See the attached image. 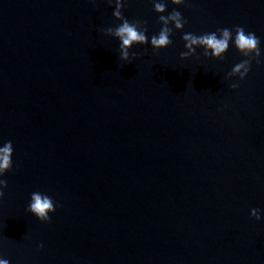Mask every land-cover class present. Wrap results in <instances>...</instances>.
<instances>
[{
  "label": "water",
  "instance_id": "95a60500",
  "mask_svg": "<svg viewBox=\"0 0 264 264\" xmlns=\"http://www.w3.org/2000/svg\"><path fill=\"white\" fill-rule=\"evenodd\" d=\"M165 2L187 23L157 51L154 0H126L149 43L123 61L102 31L121 23L115 0H0V259L264 264V0ZM237 26L261 41L243 80L227 78L247 59L232 42L181 59L185 33ZM33 192L56 205L49 222L27 210Z\"/></svg>",
  "mask_w": 264,
  "mask_h": 264
},
{
  "label": "clouds",
  "instance_id": "9594fccd",
  "mask_svg": "<svg viewBox=\"0 0 264 264\" xmlns=\"http://www.w3.org/2000/svg\"><path fill=\"white\" fill-rule=\"evenodd\" d=\"M184 0H171L174 5H182ZM111 5L112 0H108ZM126 3V0H115V10L113 16L120 20L121 23L113 27H108L103 29L104 34L113 36L120 41L119 53L120 59L123 61H128L130 59V49L133 45L139 44L144 45L149 43V38L146 35L147 22H141L140 20L130 22L122 14V9ZM154 11L159 15V22L162 27L158 35H153L150 39L151 47L154 50H159L162 48H167L173 43L170 36L173 35V28L169 25H174L176 30H182L187 23L183 18L182 14L173 9L167 16L163 15L167 11V4L165 0H154ZM235 36L233 37V29L221 28L217 29L216 32L205 33L202 35H195L193 33H185L182 36L185 42V48L187 51L181 52V59H188L190 56L196 54V49L203 48V55L205 57L211 56L215 59H223L224 54L229 48L230 42L234 43L235 48L241 53L242 56L247 59L242 60L237 63L228 73L227 78L238 76L240 80H243L249 73L251 68V63L256 60L259 63V58L261 57L260 49V39L252 32H245V29L241 26H237L234 29ZM133 57L136 56L135 53L131 54ZM233 89L238 88L239 84L233 83L231 85ZM13 145L11 141L4 143L0 147V176H3L6 172L12 170L13 162ZM8 187V182L4 179H0V198H2L5 193L4 189ZM30 213L36 216L42 222H49V213L56 210V205L53 200L46 194L40 192H33L31 194V201L27 209ZM251 216L256 220L261 219L260 210L253 208L251 210ZM43 245H41L42 247ZM0 264H10L8 259H0Z\"/></svg>",
  "mask_w": 264,
  "mask_h": 264
}]
</instances>
